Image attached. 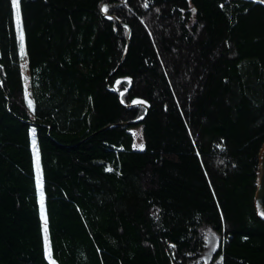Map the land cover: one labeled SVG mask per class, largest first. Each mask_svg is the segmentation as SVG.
Here are the masks:
<instances>
[{"label": "trees", "instance_id": "obj_1", "mask_svg": "<svg viewBox=\"0 0 264 264\" xmlns=\"http://www.w3.org/2000/svg\"><path fill=\"white\" fill-rule=\"evenodd\" d=\"M19 9L0 0V264H264V6Z\"/></svg>", "mask_w": 264, "mask_h": 264}, {"label": "water", "instance_id": "obj_2", "mask_svg": "<svg viewBox=\"0 0 264 264\" xmlns=\"http://www.w3.org/2000/svg\"><path fill=\"white\" fill-rule=\"evenodd\" d=\"M124 1H126V0H123V2ZM241 1L255 3V4H259V5L264 6V0H241ZM118 5H120V4H117V5L106 4V5H104L102 11H103V15L106 18L114 19L121 26L127 28V30H128V38H127V47H126L125 54H124V57H125L126 54H127V48L129 46V43H130L131 29H130V27L128 25L123 23L119 18H117L114 15H109L106 12V10H105V9H110V8L116 7ZM123 61H124V58L122 59L121 63ZM0 82H1V79H0ZM108 87L112 91L117 92V93L120 94V96H122L123 92L122 91L119 92V90H118L116 85L113 86V87H110V86H108ZM137 105L144 106L146 108V113L150 109L149 103H147L146 101L141 100V99L134 100V102H132L130 105H127L126 107L127 108H132L133 106H137ZM142 119H143V117H141V118H139L138 120H135V121L123 123L122 125L138 124L140 121H142ZM254 207H255V210H256V213H257L258 217L264 221V144L262 145V147L260 149V152H259V156H258V180H257V189H256L255 196H254Z\"/></svg>", "mask_w": 264, "mask_h": 264}, {"label": "snow or ice", "instance_id": "obj_3", "mask_svg": "<svg viewBox=\"0 0 264 264\" xmlns=\"http://www.w3.org/2000/svg\"><path fill=\"white\" fill-rule=\"evenodd\" d=\"M12 2L16 10L17 20L19 21V16H20L19 0H12ZM19 40H20L21 55L23 57L24 55H26V53L24 52V36H23L22 29L19 32ZM25 67H26V64H25ZM29 107L30 108L32 107L31 100H29ZM139 147L142 149L143 145H139ZM33 148H34V155H35L37 169H39V153L38 151L35 150V141H33ZM38 187L42 189V177H39V176H38ZM41 217H42V220L44 221V232H45V238L47 239L48 224H47V217L44 214V209H43V193L42 192H41Z\"/></svg>", "mask_w": 264, "mask_h": 264}, {"label": "rangeland", "instance_id": "obj_4", "mask_svg": "<svg viewBox=\"0 0 264 264\" xmlns=\"http://www.w3.org/2000/svg\"><path fill=\"white\" fill-rule=\"evenodd\" d=\"M16 20H17V16H16ZM19 21H20V16H19ZM19 21L17 20L18 23H19ZM121 81H125V80L124 79L119 80L116 85H118L119 83H121ZM128 83H130V82H128ZM122 92L124 93V91H122ZM133 133H134L135 138H136L135 147L136 148H140L139 145H142V142L140 140V132L138 130H133ZM207 239L210 242L209 243L211 245L210 247L213 248L214 245H217V239L215 238V236L213 234L209 233L208 236H207Z\"/></svg>", "mask_w": 264, "mask_h": 264}, {"label": "built area", "instance_id": "obj_5", "mask_svg": "<svg viewBox=\"0 0 264 264\" xmlns=\"http://www.w3.org/2000/svg\"><path fill=\"white\" fill-rule=\"evenodd\" d=\"M124 80L127 81V82H130V79L129 78H125Z\"/></svg>", "mask_w": 264, "mask_h": 264}]
</instances>
